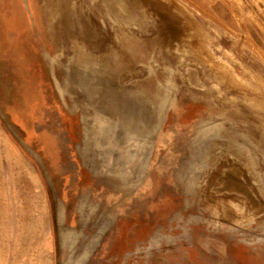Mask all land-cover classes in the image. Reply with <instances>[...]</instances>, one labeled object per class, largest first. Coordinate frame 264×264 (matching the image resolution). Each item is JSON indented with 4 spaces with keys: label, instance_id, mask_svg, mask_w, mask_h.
<instances>
[{
    "label": "rangeland",
    "instance_id": "374dc122",
    "mask_svg": "<svg viewBox=\"0 0 264 264\" xmlns=\"http://www.w3.org/2000/svg\"><path fill=\"white\" fill-rule=\"evenodd\" d=\"M0 264H264V0H0Z\"/></svg>",
    "mask_w": 264,
    "mask_h": 264
},
{
    "label": "bare ground",
    "instance_id": "6f19581e",
    "mask_svg": "<svg viewBox=\"0 0 264 264\" xmlns=\"http://www.w3.org/2000/svg\"><path fill=\"white\" fill-rule=\"evenodd\" d=\"M126 39V38H125Z\"/></svg>",
    "mask_w": 264,
    "mask_h": 264
}]
</instances>
